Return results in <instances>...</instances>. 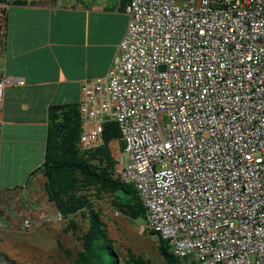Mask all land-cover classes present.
Segmentation results:
<instances>
[{
	"label": "built area",
	"instance_id": "built-area-1",
	"mask_svg": "<svg viewBox=\"0 0 264 264\" xmlns=\"http://www.w3.org/2000/svg\"><path fill=\"white\" fill-rule=\"evenodd\" d=\"M125 13L109 71L82 86L83 149L118 124L119 177L175 256L264 264V0H127ZM12 83L0 77V108Z\"/></svg>",
	"mask_w": 264,
	"mask_h": 264
},
{
	"label": "crops",
	"instance_id": "crops-1",
	"mask_svg": "<svg viewBox=\"0 0 264 264\" xmlns=\"http://www.w3.org/2000/svg\"><path fill=\"white\" fill-rule=\"evenodd\" d=\"M0 2L9 7L0 77L13 80L0 108V249L10 256V243L22 247L32 241L13 232L24 220L31 221L34 231L52 223L58 213L41 171L49 110L78 105L83 84L107 74L129 18L127 0Z\"/></svg>",
	"mask_w": 264,
	"mask_h": 264
},
{
	"label": "trees",
	"instance_id": "trees-1",
	"mask_svg": "<svg viewBox=\"0 0 264 264\" xmlns=\"http://www.w3.org/2000/svg\"><path fill=\"white\" fill-rule=\"evenodd\" d=\"M80 109L81 103L53 106L49 110L46 154L41 168L47 179L45 189L63 220L87 215L89 229L81 236L82 249L76 264H121L97 201L107 197L116 212L131 220H146V209L136 188L124 183L117 172L118 163L109 145L114 140L121 144L118 124L114 121L104 124L103 144L85 150L80 143L84 126ZM69 224L74 230L75 223ZM148 232L157 237L164 264H181L188 259L175 256L167 241L156 232ZM1 256L0 264H14L5 254ZM125 264L149 263L131 256Z\"/></svg>",
	"mask_w": 264,
	"mask_h": 264
},
{
	"label": "rangeland",
	"instance_id": "rangeland-1",
	"mask_svg": "<svg viewBox=\"0 0 264 264\" xmlns=\"http://www.w3.org/2000/svg\"><path fill=\"white\" fill-rule=\"evenodd\" d=\"M114 159L117 161V172L127 164V156L124 153V143L114 140L109 145ZM122 159V161H121ZM97 208L102 210V221L106 224L108 238L114 248L120 254V263L125 264L131 256L149 264H164V259L159 253L157 237L151 235L144 219L131 220L116 212L111 206L110 200L105 197L97 201ZM52 223L40 229L27 231L18 228L13 231L18 237L32 238V241L23 240L25 243L19 247V243H10L8 252L9 259L14 264H76L77 254L82 249L81 236L89 229L87 215L78 214L69 217L68 220L57 213ZM70 221L75 223L74 230L70 228ZM70 228V231H66ZM33 238H36L34 242ZM23 244L22 242H20ZM28 244V246H27ZM0 258L4 253L0 249ZM39 254V258L34 256ZM193 257L181 261V264H193Z\"/></svg>",
	"mask_w": 264,
	"mask_h": 264
}]
</instances>
